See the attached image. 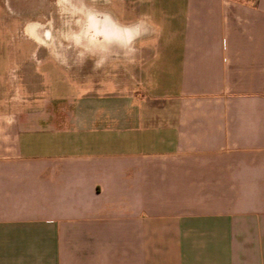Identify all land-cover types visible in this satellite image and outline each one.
<instances>
[{"label": "crops", "instance_id": "0c3cea01", "mask_svg": "<svg viewBox=\"0 0 264 264\" xmlns=\"http://www.w3.org/2000/svg\"><path fill=\"white\" fill-rule=\"evenodd\" d=\"M92 1L140 54L0 102V264H264V0Z\"/></svg>", "mask_w": 264, "mask_h": 264}, {"label": "rangeland", "instance_id": "374dc122", "mask_svg": "<svg viewBox=\"0 0 264 264\" xmlns=\"http://www.w3.org/2000/svg\"><path fill=\"white\" fill-rule=\"evenodd\" d=\"M92 2L0 0V102L34 111L43 107L49 83L52 102H59L60 89L97 88L109 78L116 86L129 81L123 60L140 54L139 34H124L118 24L115 32L105 31L108 16Z\"/></svg>", "mask_w": 264, "mask_h": 264}, {"label": "flooded vegetation", "instance_id": "af4514ba", "mask_svg": "<svg viewBox=\"0 0 264 264\" xmlns=\"http://www.w3.org/2000/svg\"><path fill=\"white\" fill-rule=\"evenodd\" d=\"M122 38V37H121Z\"/></svg>", "mask_w": 264, "mask_h": 264}]
</instances>
